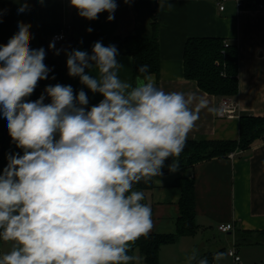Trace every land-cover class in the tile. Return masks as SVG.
<instances>
[{"label": "clouds", "instance_id": "clouds-1", "mask_svg": "<svg viewBox=\"0 0 264 264\" xmlns=\"http://www.w3.org/2000/svg\"><path fill=\"white\" fill-rule=\"evenodd\" d=\"M157 2L159 11L173 8L169 0ZM69 4L89 21L107 12L110 22L118 8L116 0ZM29 10L24 0L18 13ZM30 28L19 21L18 31L0 45V115L23 153H8L0 173V241L11 244L0 264H135L132 245L154 227L152 209L135 185L161 177L169 159L168 171L178 172L200 111L223 112L194 94L159 88L148 65L138 68L134 84L122 80L114 44L96 41L89 54L57 49L55 38L48 48L64 52L68 76L103 99L88 107L83 88L74 93L57 83L30 101L52 71L45 49L31 46ZM223 257L214 254V260ZM186 264L210 262L193 248Z\"/></svg>", "mask_w": 264, "mask_h": 264}, {"label": "crops", "instance_id": "crops-1", "mask_svg": "<svg viewBox=\"0 0 264 264\" xmlns=\"http://www.w3.org/2000/svg\"><path fill=\"white\" fill-rule=\"evenodd\" d=\"M146 1L155 10L159 23L161 68L158 74L151 75L156 85L166 92L191 93L197 99L207 101L208 108L218 109L221 96L205 91L195 79L185 76V44L193 36H219L238 45L239 92L232 97L238 105L237 116L218 117L207 108L202 109L188 139L238 138L241 114H264V8L247 1L239 4L238 0H169L173 8L159 11L157 0ZM23 2L0 0V45L7 44L18 31L19 21L31 24V46L34 49L40 48L37 35L41 24L67 27V36L56 42V48L69 51L73 38H124L134 34L138 24L135 0L129 4L116 0L118 8L110 22L107 21V12L99 14L94 21L81 18L77 10L70 7L69 0H44L43 5L39 0H27L30 10L18 13ZM88 28L93 31L87 32ZM51 41L50 38L49 43ZM63 54L61 51L60 55ZM48 55L55 54L49 50ZM117 60L124 65L119 71L120 78L134 84L133 57L119 54ZM62 74L65 84L71 85L73 90H88L80 84L78 77L68 76L66 62L62 66ZM91 74L97 73L92 71ZM42 93L39 81L35 100ZM162 172L161 177L153 178L152 189L145 191L154 223L150 233L174 232L180 214L178 172L170 173L163 169ZM189 173L195 178V210L199 227L194 234L182 235L175 242L163 244L160 263L186 264L187 256L195 248L201 256L208 252H222V259L228 260L224 264H234L228 250L236 246L241 255L240 264H264L263 241L238 240L241 231H245V236L251 240L264 238L259 233L264 230V140L255 141L247 150L199 161L189 167ZM221 222H232L234 229L220 231L218 224ZM134 244L131 255L137 258L135 264H143V256ZM10 248V243L0 241V255ZM220 260H214L213 256L211 264H223Z\"/></svg>", "mask_w": 264, "mask_h": 264}, {"label": "trees", "instance_id": "trees-1", "mask_svg": "<svg viewBox=\"0 0 264 264\" xmlns=\"http://www.w3.org/2000/svg\"><path fill=\"white\" fill-rule=\"evenodd\" d=\"M135 3L138 24L134 34L124 38H73L70 50L79 48L91 54L92 45L96 41H101L105 46L114 44L119 54H130L133 57L135 78L140 75L138 68L141 65H148L150 74H158L161 68V53L157 14L148 6L146 0H135ZM61 27L57 24H41L38 28L39 46L46 51L44 63L52 69L49 78L41 80L43 91L50 84L66 85L62 74V66L67 60L66 55H48L50 38ZM225 41V38L219 36L189 37L184 49V72L187 78L195 79L205 91L219 96L233 97L239 92V49L236 43L228 40L229 45H226ZM53 76L55 79H52ZM78 91L74 90V93ZM84 91L89 97L88 107L98 104L103 99L102 95L93 94L89 89ZM35 93L36 89L27 99L35 101ZM48 102L50 101L46 98L45 103ZM257 140H264V114H241L239 136L236 139H187L186 146L178 158L180 170L177 182L181 188V197L176 230L169 233L152 232L135 242L134 246L139 248L143 256V264H161L160 249L163 244L175 242L180 236L194 234L198 230L195 210V178L190 175L189 167L205 159L227 156L237 150H247ZM10 152L23 154L22 150L12 143L7 129V120L0 115V173L8 163L7 154ZM170 163L171 159L165 161L163 170H168L167 165ZM153 184V179L148 183L141 181L135 185V189L143 191L145 196V191L152 189ZM142 203L149 205L145 199ZM245 233V231L238 233L240 242H264V238L251 240L245 236ZM259 233L264 237V230ZM129 254L131 255L132 251ZM214 254L208 252L203 256H206L211 264Z\"/></svg>", "mask_w": 264, "mask_h": 264}, {"label": "built area", "instance_id": "built-area-1", "mask_svg": "<svg viewBox=\"0 0 264 264\" xmlns=\"http://www.w3.org/2000/svg\"><path fill=\"white\" fill-rule=\"evenodd\" d=\"M249 2L250 4H254L260 8H264V0H238L239 4H244L245 2ZM224 8V5L221 4V9ZM68 34V28L62 26L59 31L55 32L51 39L52 41L54 38L56 42L63 40ZM226 45H229L228 40L225 41ZM218 110L223 112L222 115H217L218 117H236L238 114V105L237 102L233 100L230 96H221ZM218 229L222 232H229L234 229V224L232 222H221L218 224ZM229 255L233 257L234 264H240L241 262V255L236 246H232L228 250Z\"/></svg>", "mask_w": 264, "mask_h": 264}, {"label": "rangeland", "instance_id": "rangeland-1", "mask_svg": "<svg viewBox=\"0 0 264 264\" xmlns=\"http://www.w3.org/2000/svg\"><path fill=\"white\" fill-rule=\"evenodd\" d=\"M63 55H65V54H63ZM227 261H228V260H224V259H221V260H220V262L223 263V264L226 263Z\"/></svg>", "mask_w": 264, "mask_h": 264}, {"label": "water", "instance_id": "water-1", "mask_svg": "<svg viewBox=\"0 0 264 264\" xmlns=\"http://www.w3.org/2000/svg\"><path fill=\"white\" fill-rule=\"evenodd\" d=\"M250 5V4H249Z\"/></svg>", "mask_w": 264, "mask_h": 264}]
</instances>
